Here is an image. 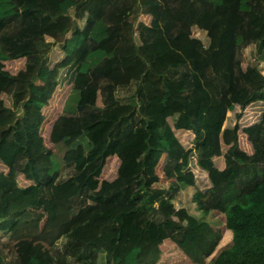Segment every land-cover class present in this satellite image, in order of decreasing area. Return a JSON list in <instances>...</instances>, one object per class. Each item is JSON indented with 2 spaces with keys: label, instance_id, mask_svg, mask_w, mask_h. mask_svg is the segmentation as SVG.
<instances>
[{
  "label": "trees",
  "instance_id": "16d2710c",
  "mask_svg": "<svg viewBox=\"0 0 264 264\" xmlns=\"http://www.w3.org/2000/svg\"><path fill=\"white\" fill-rule=\"evenodd\" d=\"M0 115V264H264V0H0Z\"/></svg>",
  "mask_w": 264,
  "mask_h": 264
},
{
  "label": "rangeland",
  "instance_id": "374dc122",
  "mask_svg": "<svg viewBox=\"0 0 264 264\" xmlns=\"http://www.w3.org/2000/svg\"><path fill=\"white\" fill-rule=\"evenodd\" d=\"M62 12L65 15L73 16L74 13V5L67 4L63 6ZM193 36L206 41L205 35L203 32L193 29ZM76 42L73 37L70 35L66 38V45L71 49L75 46ZM252 52L253 47H249L245 50V57L247 61L252 60ZM20 118V116H19ZM13 119H9L5 116L0 115V128L5 127L11 123H13ZM61 145L54 146V152L58 160L61 159ZM193 190H188L185 192L188 198H191ZM120 211L116 207L112 206H104L99 208L90 218L89 220L76 228L72 234L70 235L71 238H75L78 236H84V238L94 240L98 243L104 241L105 239L110 237L109 231H111L113 227V218L114 216ZM66 214V213H64ZM205 222L211 228L212 232L218 236L221 240L220 245H226L229 242V236L225 228V217L222 214L217 212L210 213L206 218ZM194 241L200 246V248L204 249V244L202 243L201 239L198 236H191ZM47 246L44 243H32L28 241H21L17 243V251L18 253L26 260L31 255L36 256L39 258L43 264H50ZM61 264H64L61 260Z\"/></svg>",
  "mask_w": 264,
  "mask_h": 264
}]
</instances>
